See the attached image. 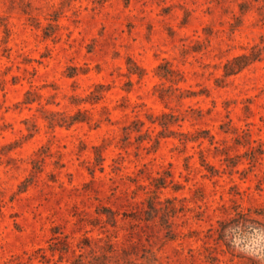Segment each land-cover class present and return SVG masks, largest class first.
Wrapping results in <instances>:
<instances>
[{
	"label": "rangeland",
	"instance_id": "1",
	"mask_svg": "<svg viewBox=\"0 0 264 264\" xmlns=\"http://www.w3.org/2000/svg\"><path fill=\"white\" fill-rule=\"evenodd\" d=\"M258 209L264 0H0V264H264Z\"/></svg>",
	"mask_w": 264,
	"mask_h": 264
},
{
	"label": "trees",
	"instance_id": "2",
	"mask_svg": "<svg viewBox=\"0 0 264 264\" xmlns=\"http://www.w3.org/2000/svg\"><path fill=\"white\" fill-rule=\"evenodd\" d=\"M256 58L254 52L252 53H243L240 55H237L233 57L231 60H228L224 65V73L225 75H231L234 74L241 69H243L245 66L250 64L254 59ZM171 72V68L168 67L165 71L164 75H169ZM54 115L59 114L58 112L52 113ZM170 117L171 120H160V124L167 128L170 123L176 122V119L174 115L171 114H163L162 118ZM77 118L75 116H72L71 121L68 122V124L73 123L76 121ZM59 120H55L54 118L51 120L50 124L55 125ZM64 123L67 122V120H60ZM97 159L99 161H102L103 158L101 155H98ZM160 183V182H159ZM254 213L256 215H264V211L261 209L258 210H238L235 212L234 215L230 216L227 219H223L219 221V224L217 227L214 228L213 233L211 237H214L215 241L218 243H223L228 250L235 251V245L234 240L237 235H240L241 237H245V235L253 231L254 229H263L264 230V223L261 222V220L258 217L254 216Z\"/></svg>",
	"mask_w": 264,
	"mask_h": 264
}]
</instances>
